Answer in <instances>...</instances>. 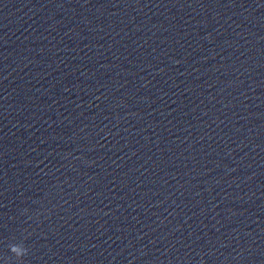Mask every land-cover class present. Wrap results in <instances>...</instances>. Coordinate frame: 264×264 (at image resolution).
<instances>
[{
    "label": "water",
    "instance_id": "95a60500",
    "mask_svg": "<svg viewBox=\"0 0 264 264\" xmlns=\"http://www.w3.org/2000/svg\"><path fill=\"white\" fill-rule=\"evenodd\" d=\"M0 264H264V0H0Z\"/></svg>",
    "mask_w": 264,
    "mask_h": 264
},
{
    "label": "clouds",
    "instance_id": "9594fccd",
    "mask_svg": "<svg viewBox=\"0 0 264 264\" xmlns=\"http://www.w3.org/2000/svg\"><path fill=\"white\" fill-rule=\"evenodd\" d=\"M27 211V209H25ZM8 249L12 254L8 259L15 258L16 261H22L29 253V248L25 245L23 240L13 242L8 245Z\"/></svg>",
    "mask_w": 264,
    "mask_h": 264
}]
</instances>
